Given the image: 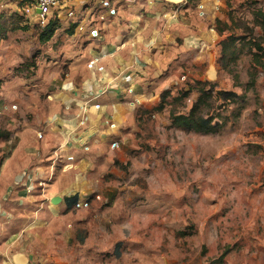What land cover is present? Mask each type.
Returning <instances> with one entry per match:
<instances>
[{"label":"rangeland","instance_id":"1","mask_svg":"<svg viewBox=\"0 0 264 264\" xmlns=\"http://www.w3.org/2000/svg\"><path fill=\"white\" fill-rule=\"evenodd\" d=\"M232 1L227 8L217 4L220 16L213 0H200L175 15L170 6L169 18L142 19L145 34L139 43L150 48L154 62L143 68L131 99L124 103L121 97L127 114L109 122L116 137L110 136L109 150L117 156L86 175L79 165L76 169L77 191L87 190L78 201L90 200L89 208L65 209L63 217L36 213L50 221V229L31 233L28 246L25 229L30 231L32 214L24 210V200H6L17 202V210L8 209L19 220L15 239L38 264H264V25L259 17L264 0ZM35 2L11 0L14 8H8L9 0L1 2L0 25L27 23L35 31L13 34L17 49L7 45L1 53V77H14L18 93L11 116L0 105V135L9 133V139H0V163L17 144L8 127L22 121L26 104H35L33 96L23 94L29 78L53 61L42 77L70 72L68 64H55L39 48L45 27L25 13ZM70 31L66 26L59 33V44L77 40ZM230 35L239 41L223 58L222 42ZM196 103L198 113L218 125L216 133L184 132L173 125L171 113L187 114Z\"/></svg>","mask_w":264,"mask_h":264},{"label":"crops","instance_id":"2","mask_svg":"<svg viewBox=\"0 0 264 264\" xmlns=\"http://www.w3.org/2000/svg\"><path fill=\"white\" fill-rule=\"evenodd\" d=\"M2 1L4 0H0V9ZM61 1L68 7L72 5L71 9L79 14L81 23H74L64 13L61 14L58 18L60 26L55 35L46 44L39 40V48L48 55V60H55V64H68L70 72L67 77H42L46 73V66L54 63L42 61L46 66L38 68L36 77L29 78L30 87L23 90L25 99L33 96L35 104H26V109L21 110L24 114L22 121L8 127L17 138V144L4 162L0 163V264L39 262L31 252L23 250L27 246L18 244L21 240L15 239V226L19 220L15 218V213L8 210H17L15 201L24 200V210L32 214V217H29L30 231L25 229L26 242L31 246L32 234L37 235L42 230L50 229V221H43L36 213L45 211L63 217L65 209L75 208L80 194L87 193V190L78 192L76 189V186H79V183L75 182L79 176L76 170H61L62 165L67 163L66 158L74 156L80 163L78 165L82 173L86 175L93 169L99 170L104 161L109 162L117 156L109 150L113 140L110 136L115 130L111 129L109 122L119 121L118 118L127 114L129 107L124 103L134 95L127 93V89L134 88L136 92L135 85L142 79L143 68L151 61L154 62L146 51L150 48L139 43L145 34V23H142V19L149 16L156 19L163 15L169 18L171 12L168 6H180L179 9L191 6L186 0H111L113 4H117L118 16L102 24L97 21V12L89 14L93 8L87 4V0ZM217 4L227 8V2L213 0L210 4L215 9V15L220 16L223 11L218 12ZM7 6L14 8V3L9 0ZM27 17L29 20H37L35 14ZM91 20L98 24L99 38L90 37ZM21 26H28L32 33L35 31L31 24L24 23ZM66 26L71 27L72 38L77 40L69 43L70 41L64 39L59 44V33L65 31ZM24 32L10 31L8 40L0 42V65L1 60H5L1 53L7 45L10 50L17 49L11 36L17 34L16 36L20 37ZM64 36L68 37V34ZM153 51L156 52V49ZM110 54H113L112 58ZM95 59H99L98 63L89 67ZM1 76L0 71V105L3 104L4 113L11 116L12 101L17 98L15 92L18 93L13 85L16 80L14 77ZM121 97L125 100L124 103L121 102ZM113 126L116 127L115 124ZM88 135L89 139L85 140L84 137ZM112 136L116 139L115 135ZM55 197L62 198V202L53 205L52 199ZM73 197H77V200L69 207ZM6 200L14 202L10 204L6 203ZM2 215H7L6 220L1 218ZM12 217L13 219H8ZM60 221L63 227L64 220Z\"/></svg>","mask_w":264,"mask_h":264},{"label":"trees","instance_id":"3","mask_svg":"<svg viewBox=\"0 0 264 264\" xmlns=\"http://www.w3.org/2000/svg\"><path fill=\"white\" fill-rule=\"evenodd\" d=\"M188 4H196L200 0H186ZM227 3H229L231 0H225ZM170 7V6H168ZM176 8V7H172ZM259 17L262 19L261 25H264V14L259 13ZM221 22L218 21L217 24L219 25ZM60 23L59 20L56 16L50 19L49 23L47 26H45L44 30L40 33L39 40L42 44L48 43L53 36L55 35V32L59 28ZM225 30H231V28L228 25H224ZM75 29L76 26H73ZM16 30H23L27 31L29 30L28 26H21L18 25V23H14L13 21H8L4 22L3 24L0 25V42L1 40H5L8 37V31H16ZM224 32L223 28L218 29L219 35H222ZM70 34H73V30L70 31ZM2 38V39H1ZM239 41L237 37H233L230 35L227 38V41L222 42V54L224 55L223 58H227L226 56L229 55L228 51L230 47H232V51L234 52L235 50V44L236 42ZM259 51L263 52V49L259 47ZM233 54V53H230ZM261 60V58H258ZM259 60L257 62H259ZM205 94H207L204 91ZM218 94L224 95V96H229L232 98H236L238 95L234 92H219ZM171 120L173 122V125L179 128L180 130H183L184 132H195V133H201V134H213L216 133L219 130V127L217 124L213 123L212 118H204L198 113V104L196 103L189 113L187 114H179L176 115L174 113H171ZM6 135V138L9 139V133H3L0 135V139ZM77 200V197H73L70 201L69 207L75 203Z\"/></svg>","mask_w":264,"mask_h":264},{"label":"built area","instance_id":"4","mask_svg":"<svg viewBox=\"0 0 264 264\" xmlns=\"http://www.w3.org/2000/svg\"><path fill=\"white\" fill-rule=\"evenodd\" d=\"M87 4L91 8H93L89 14L93 15L95 12H97V21L101 22L102 24L106 23L110 18H115L118 16L117 4H113L111 0H87ZM179 8L180 6H177L175 12L172 14H177ZM36 11L40 12L35 13ZM25 13L27 15L35 14L37 17V21L40 23V25H42V27L47 26L51 18H53L54 16L59 18L63 13L74 23H81V17L79 16V14L74 9H71V7H68L66 4H64L61 0H36L35 5L25 7ZM90 28V37L99 38L100 29L98 27L97 22L92 21L90 24ZM110 57L112 58L113 54H110ZM98 61L99 59L92 60L89 64V67H93L95 64L98 63ZM100 70L102 71L103 68H100ZM128 92L133 94L134 90L131 88L128 90ZM136 101L137 100H135L132 104L135 105ZM113 146H118V143H114ZM66 161L67 163H64L61 167V170L63 172L76 170L78 168L77 160L74 156L67 157ZM89 206L90 200H80L75 204L76 209H87L89 208Z\"/></svg>","mask_w":264,"mask_h":264},{"label":"water","instance_id":"5","mask_svg":"<svg viewBox=\"0 0 264 264\" xmlns=\"http://www.w3.org/2000/svg\"><path fill=\"white\" fill-rule=\"evenodd\" d=\"M173 3V2H172ZM40 11H37V13H39ZM62 202V198L60 197H55L54 199H52V204L53 205H58Z\"/></svg>","mask_w":264,"mask_h":264},{"label":"bare ground","instance_id":"6","mask_svg":"<svg viewBox=\"0 0 264 264\" xmlns=\"http://www.w3.org/2000/svg\"><path fill=\"white\" fill-rule=\"evenodd\" d=\"M176 1H179V0H176Z\"/></svg>","mask_w":264,"mask_h":264}]
</instances>
